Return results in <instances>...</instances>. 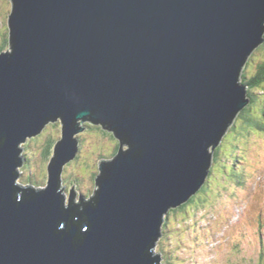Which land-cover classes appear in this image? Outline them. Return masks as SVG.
<instances>
[{
	"label": "water",
	"instance_id": "1",
	"mask_svg": "<svg viewBox=\"0 0 264 264\" xmlns=\"http://www.w3.org/2000/svg\"><path fill=\"white\" fill-rule=\"evenodd\" d=\"M11 2V51L0 55V264H159L151 246L164 213L198 192L250 101L238 80L264 42V0ZM82 118L120 142L85 199L62 194ZM46 121L57 123V143L45 184L22 187L24 141Z\"/></svg>",
	"mask_w": 264,
	"mask_h": 264
},
{
	"label": "rangeland",
	"instance_id": "2",
	"mask_svg": "<svg viewBox=\"0 0 264 264\" xmlns=\"http://www.w3.org/2000/svg\"><path fill=\"white\" fill-rule=\"evenodd\" d=\"M10 2L9 0H0V28L2 27L0 29V50L5 47V40L1 41V38L4 36V31L8 28L7 21L12 6ZM7 49L8 46L3 51ZM263 61L264 46L254 51L247 60L243 71L245 72V76L248 77L253 74L256 67ZM260 92L262 93V91ZM260 92L257 88L254 90L256 96L254 95V101L249 104L253 112H257L260 107L264 106V94L261 95ZM244 109L245 107L242 111ZM241 112L238 113L236 119ZM84 123L81 121L80 127H84ZM91 130L102 131L100 128L97 130L95 125H87V128H82L79 131L78 136L82 137L79 142L81 146V149L79 148L80 154L82 156L79 160L65 165L62 179V194L66 188L67 193L65 195H70L75 191V196L81 198L80 196L89 195V193L92 195L97 188L93 182V187L91 189L87 188L74 175L79 174L82 176L88 170V175L82 176L83 179L88 183L94 181L95 164L113 150L115 140L101 139L99 136H94L97 134ZM230 132L229 127L228 133L230 134ZM228 133L225 135L223 148H221V162L225 158L222 154L223 150L226 152V150H230L231 148L230 145H226V141L230 140L227 136ZM256 134L261 136V132L259 131H256ZM36 136L38 137L36 142H33L34 145H31L28 149L29 142H27L23 145L25 149L22 148L23 157L27 158V163L32 168V176L35 182L31 184L34 186L40 185L43 181V164L46 167L49 162V159L45 160L42 157L40 146L42 143H45L46 139L49 140V136L57 138V125L47 124ZM253 140L256 141L257 137L253 138ZM238 141L240 140L238 139ZM239 147L240 149L237 152L244 160L241 164L246 170L244 175L245 182L241 184L242 189L237 190L236 186L221 189L218 186L220 176L216 172L218 163L216 165L213 163L212 166L214 167L204 182L211 183L210 187H205L210 196L206 198L205 195L203 198L202 194H198L197 201H193L182 210H176L175 215H171L168 219L169 230H166L164 233V241L161 240L155 248V253H158L160 256V252L162 253L160 264H258V241L264 239V235L260 236L256 241L255 239L252 241L251 238H244V234L252 228L249 221L252 223L262 221L264 223V214L259 211L260 207L264 209V138H262L259 148L257 147V143L251 142V147H256L255 152L252 149L249 151L243 150L245 148L244 140L240 141ZM99 154L101 156L97 160ZM227 160L233 163L231 155ZM85 161L88 162V167H86ZM85 167L87 168L86 170ZM21 172L22 178H20L19 182L23 181L25 175L22 169ZM89 172L92 175H89ZM99 173L98 170L96 175H99ZM27 178L29 181L32 179L29 177V174ZM248 180L249 183L246 186ZM32 181L34 180L32 179ZM203 187L204 184L200 187L199 191ZM245 189H247V192ZM200 193L204 192L201 191ZM85 198L87 197L85 196ZM238 198L243 203L244 210H241L236 205L239 201ZM200 199L201 202L198 201ZM242 214L247 221L243 220L242 223H236L235 216H241ZM173 216L176 217V220L173 219ZM218 236H220L219 240L217 239ZM262 243L264 245V240ZM252 259L254 260L253 262ZM262 262L264 263V258H262Z\"/></svg>",
	"mask_w": 264,
	"mask_h": 264
},
{
	"label": "trees",
	"instance_id": "3",
	"mask_svg": "<svg viewBox=\"0 0 264 264\" xmlns=\"http://www.w3.org/2000/svg\"><path fill=\"white\" fill-rule=\"evenodd\" d=\"M9 17H10V15H9ZM9 17H8V19H9ZM3 34H4V36L1 38V41L5 40L4 41L5 47L3 49H1L2 51L6 48V46H9V40L10 41L12 40V38L10 36V31L8 30V28L4 31ZM262 46H264V44ZM240 83L244 84L248 87L246 89V96L248 98H250V101H249L247 107L240 113L238 118L235 121H233V123L230 125V131L231 132H230V134L228 133V135H227L228 138H230V140L226 141V145H230L233 150L238 151L240 149V147H239L240 141L244 140L245 148L243 150L249 151L252 149L253 152H255L256 147H251V142L257 143V147L259 148L261 145V140H262V138H264V106L260 107L257 112L256 111L253 112L251 110V108L249 107V104H251L254 101V95H255L254 90L256 88L259 89V92L262 91V93L260 92L261 95L264 94V61L256 67L255 72L253 74H251L250 76H248V77L245 76V72H244L241 75ZM48 124L57 125V123H55V122H49ZM87 125L93 126V124H91V123H88V122L84 123V127L87 128ZM95 126H96L97 130L100 128L103 132L91 130L97 134L94 136H99L101 139L115 140V146L113 147V150L111 151L112 153L111 154L109 153L108 157L104 158V159H108V158H110V156L112 154H114V152L116 153L117 148H119L118 146H119L120 142L118 139L116 140L114 138L113 133L106 131L100 125H95ZM256 131L261 132V136L256 134ZM87 132H89V131H87ZM97 132H99V133H97ZM232 135H234V136H232ZM37 137L38 136L28 140V142H29V145L27 147L28 149H29V147H31V145H34L33 142L34 141L36 142ZM255 137H257L256 141L253 140V138H255ZM260 137H261V139H260ZM224 138L222 139L221 143L215 148V151L213 154V162L215 163L214 165H216L218 163V168L216 170V172H218V174L220 176V182H219L218 186L221 189H228V187H231V186H236V188H242L241 184H243L245 182V178H244L245 172H244L243 168L241 167V161L237 158H233V163L220 161L222 158V157L220 158V153H221V148H223ZM81 139H82V137L80 136L78 141L80 142ZM238 139L240 141H238ZM56 142H57L56 137L52 138L51 136H49V140L46 139L45 143L41 144L40 153L45 160L50 159ZM78 145L79 146H78V150H77L75 157L72 159V161L70 160V162L66 163L67 165H69L73 161L79 160L81 158V156H82L80 154L81 146H80V144H78ZM210 148H209V150H210ZM223 152H222V154L227 156V158L231 155V154L227 155L224 150H223ZM27 154H29V153H27ZM234 154L237 156V152H234ZM100 156H101V154L98 155L97 160L100 159L99 158ZM85 163H86L85 164L86 167H88V162L85 161ZM92 164H94V163H92ZM86 167H85V170L87 169ZM64 169H65V166L63 168V172H64ZM98 170H99V165L97 162L94 166V172L95 173L93 174V176L95 178L97 176L96 173ZM42 171H43L42 172L43 181L41 182L40 185L45 184L46 167L44 164H43ZM84 175H88V170L86 171L85 174L84 173L82 174V176H84ZM89 175H92V174L89 172ZM82 176L79 174L74 175V177L78 178L80 180V183H83L84 185H86L87 188L91 189L93 187V183L96 186L95 178H94V181H91L90 183H88L83 179ZM30 181H32V179ZM215 182H216V180H215ZM210 186H211V183H204V187L200 191H198L197 193H194L193 195H191V197L186 202L180 204L177 208H170L168 210V212L165 214V218L162 222L167 221L171 215H175L176 210H182L188 204L192 203L193 201H197L198 194H202L203 198L206 195V198H208L210 196V193L207 192L205 187H210ZM201 191H203L204 193H200ZM93 195H94V192L92 195L89 193V195H86V197L89 198V197H92ZM201 199L198 201L201 202ZM230 205H232V204H230ZM173 219L176 220V217L173 216ZM239 221L241 222V220H239ZM167 222L169 223V221H167ZM168 223H167V225H166V223H164L163 227H168ZM261 225L264 226V223L261 222ZM160 233H161V230H160ZM263 235H264V233L259 234V236H257V237L253 236V238L256 241V239H258L260 236H263ZM163 238H164V235L162 236V240H163ZM263 240L264 239H262L261 241H258L259 242V255H258L259 262H258V264H264L262 262V258H264V245L262 243Z\"/></svg>",
	"mask_w": 264,
	"mask_h": 264
},
{
	"label": "bare ground",
	"instance_id": "4",
	"mask_svg": "<svg viewBox=\"0 0 264 264\" xmlns=\"http://www.w3.org/2000/svg\"><path fill=\"white\" fill-rule=\"evenodd\" d=\"M238 82H239V86H240V88H242V89H244V86L246 87V89L248 88L246 85H244V84H241L240 83V80H238ZM246 89H244V91H245V96H246ZM262 89V88H261ZM244 101H245V98H244ZM249 103V102H248ZM248 103H246L245 105H244V107L246 108L247 107V105H248ZM243 107V108H244ZM243 108H241V110L239 111V112H241L242 111V109ZM238 115V114H237ZM237 117V116H236ZM82 122L84 123V122H88V121H85V119H83L82 118ZM49 123V121H46L45 123H41L36 129H35V132H38V133H35V134H33V135H30V136H28L26 139H25V141H24V144L25 143H27L28 142V140L29 139H31V138H35L36 137V135H38L43 129H44V127L47 125ZM88 123H90V122H88ZM91 124H93V125H100L103 129H105L106 131H109V129L105 126V125H102V124H100V123H91ZM82 128L84 129L85 127H80V129H79V131H81L82 130ZM110 132V131H109ZM114 136V135H113ZM114 138L117 140V138L114 136ZM79 137H77V142H76V146H75V150L73 151V153H72V155L70 156V158H69V160L67 161V163L70 161V160H72L74 157H75V155H76V153H77V150H78V144H79ZM57 143V142H56ZM23 144V145H24ZM55 146H56V144H55ZM23 149H25V147H22ZM55 148V147H54ZM50 160V159H49ZM98 165H99V172H100V166H101V160H99L98 161ZM97 176H98V174H97ZM96 176V178H95V184H96V179L98 178ZM206 177H207V175H206V173L204 172V175H203V177H202V180H201V182H200V184L197 186V188L195 189V190H197V191H199V189H200V187L204 184V182H205V179H206ZM96 189H95V192H94V195L93 196H95L96 195V191L99 189V186H97L96 185ZM74 192L75 191H73L72 192V194H70V196H74V197H76L75 196V194H74ZM67 193V189L65 188V190H64V193L63 194H66ZM192 194H193V192H192ZM191 195V194H190ZM86 196V195H85ZM85 196L84 195H82V196H80L81 198H83V199H85ZM185 200L183 199V200H181V201H179L178 203H176V204H174V205H172L171 207H169L167 210H166V212L164 213V217L162 218V221L164 220V218H165V214L168 212V210L170 209V208H177L180 204H182L183 202H184ZM236 219V223H241L240 221H239V219H237V218H235ZM161 221V222H162ZM217 233V232H216ZM163 235L161 234V237H162ZM219 238V236L217 237V239Z\"/></svg>",
	"mask_w": 264,
	"mask_h": 264
}]
</instances>
